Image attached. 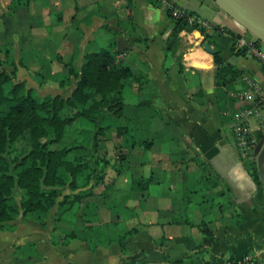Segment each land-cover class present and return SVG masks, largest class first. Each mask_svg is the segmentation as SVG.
Returning <instances> with one entry per match:
<instances>
[{"label": "crops", "instance_id": "obj_1", "mask_svg": "<svg viewBox=\"0 0 264 264\" xmlns=\"http://www.w3.org/2000/svg\"><path fill=\"white\" fill-rule=\"evenodd\" d=\"M11 2L0 0V61L9 48L14 64L0 69L14 70V81L39 98H66L78 81L71 75L60 84L69 67L80 72L86 54L110 49L133 73L122 90L124 122L149 143L110 158L112 141L95 145V134L116 125V115L67 125L51 148L75 143L83 146L72 154L109 162L95 164L85 194L61 213L56 205L42 221L21 212L6 222L11 228L0 226V264H226L248 252L264 264V61L237 40L263 49L264 42L214 0H171L195 24L171 45L178 18L159 0H28L13 9ZM216 46L232 66L222 74L228 84H217ZM242 116L247 151L234 131ZM78 123L92 128L91 145ZM136 178L141 187L132 189Z\"/></svg>", "mask_w": 264, "mask_h": 264}, {"label": "trees", "instance_id": "obj_2", "mask_svg": "<svg viewBox=\"0 0 264 264\" xmlns=\"http://www.w3.org/2000/svg\"><path fill=\"white\" fill-rule=\"evenodd\" d=\"M28 4V0H12L10 8ZM169 13V11H168ZM184 18L176 19V25L168 43L175 44L178 33L186 28L194 29ZM221 49L216 46L214 53L217 67V84H228L222 78L232 66L224 63ZM5 59L0 61L13 63L9 48L4 49ZM81 71L73 66L68 74L60 78L63 85L73 75L78 78L76 87L68 97L55 95L39 98L24 81H14V73L0 69V226L20 217V213H31L44 221L50 210L58 206V214L73 204L85 193L96 172L95 164L109 162L106 158L90 160L88 154L75 155L71 152L83 145H65L51 148L50 144L59 141L67 125L77 119L87 120L91 125L110 113L119 118V122L100 126L95 134V145L99 139H113L117 135L119 149L146 146V140L135 138L133 131L124 122L122 90L133 77L128 64L117 59L110 49H100L86 54ZM66 117L60 116V111ZM106 110V112H105ZM81 140L86 145L92 143V128H78ZM116 138V137H115ZM118 158H123L120 153ZM102 179V178H100ZM141 178L132 182V189H139ZM69 188L71 193H64ZM15 189L20 190V198L14 197ZM86 206L91 204L86 203ZM123 247V245H122Z\"/></svg>", "mask_w": 264, "mask_h": 264}, {"label": "water", "instance_id": "obj_3", "mask_svg": "<svg viewBox=\"0 0 264 264\" xmlns=\"http://www.w3.org/2000/svg\"><path fill=\"white\" fill-rule=\"evenodd\" d=\"M223 10L264 42V0H214ZM200 35V33H199ZM204 37V36H202ZM210 51L208 42L204 44ZM258 166L264 187V150L258 154Z\"/></svg>", "mask_w": 264, "mask_h": 264}, {"label": "built area", "instance_id": "obj_4", "mask_svg": "<svg viewBox=\"0 0 264 264\" xmlns=\"http://www.w3.org/2000/svg\"><path fill=\"white\" fill-rule=\"evenodd\" d=\"M161 2L167 3L170 7V10L174 17L177 18H185L189 22H193L194 19L190 12L186 10L185 8H182L180 6H174L173 3H171V0H159ZM238 47L246 48L248 53L252 54L256 58L264 61V49L257 43L256 40H250L246 37H240L237 40ZM250 85L253 86L254 83L250 82ZM250 92L246 95V98L250 97ZM263 95V94H261ZM253 111L251 109L244 110L245 115H249ZM244 116V115H243ZM243 116L242 119L239 120L237 123L234 124V131L236 138L242 148V150H248V148L251 145V139L248 137V127L246 126L245 122H243ZM258 259L256 257V253L248 252L245 253L239 257H235L230 259L226 262V264H257Z\"/></svg>", "mask_w": 264, "mask_h": 264}, {"label": "rangeland", "instance_id": "obj_5", "mask_svg": "<svg viewBox=\"0 0 264 264\" xmlns=\"http://www.w3.org/2000/svg\"><path fill=\"white\" fill-rule=\"evenodd\" d=\"M0 68H2L1 66H0ZM60 116H62V117H66L67 115H66V112L64 111V110H62V111H60ZM118 118V117H117ZM123 123H125V122H123ZM83 124L82 123H78V128H84V127H87V128H89V126L87 125V126H83ZM247 126V125H246ZM82 137V136H81ZM116 137V138H115ZM119 137L117 136V135H115L114 136V138L113 139H110L109 138V140H111L112 141V143H113V146H114V149H116V152H113V153H111L110 154V158H112L113 156H118V154H120L122 151L118 148V147H116V145H115V143L117 144L118 142H120V139H118ZM111 141H110V143H111ZM112 151H113V147H112ZM89 157H90V155H89ZM97 158H101L100 156H97ZM20 190H18V189H15V191H14V197L17 199V200H19V198H20ZM64 193H66V191H64Z\"/></svg>", "mask_w": 264, "mask_h": 264}]
</instances>
